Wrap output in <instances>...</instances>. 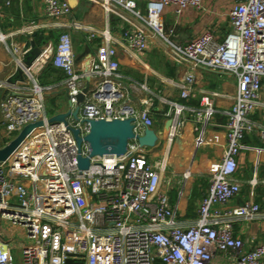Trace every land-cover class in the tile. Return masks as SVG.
I'll list each match as a JSON object with an SVG mask.
<instances>
[{
    "label": "built area",
    "instance_id": "built-area-1",
    "mask_svg": "<svg viewBox=\"0 0 264 264\" xmlns=\"http://www.w3.org/2000/svg\"><path fill=\"white\" fill-rule=\"evenodd\" d=\"M87 1L129 24L120 41L131 52H145L148 41L154 39L172 63L186 70L178 81L163 80L179 89L181 99L193 94L199 68L237 77V95L227 111L225 153L211 173L197 218L193 222L180 219L164 188L168 154L191 120L199 126L200 138L206 139L216 93L205 94L201 107L194 108L154 92L146 80L126 81L118 56L120 41L110 31L76 19L67 24L69 30L60 35L57 45L42 48L31 66L24 63L30 48L13 44L24 77L10 85L0 80V88H8L0 100L1 144L11 142L29 124H44L0 161V264H16L15 249L19 264H216L219 260L221 264H264V244L246 249L234 231L238 219H264V208L255 201L225 208L241 192L235 178L237 156L245 147L246 135L255 130L251 116L264 80V0L235 4L231 30L223 41L208 31L186 44L175 42L174 30L165 25L164 11L170 5L176 6L178 14L188 7L200 9L203 0H153L146 12L136 0ZM44 10L52 20L72 14L69 0H44ZM37 28L32 23L23 31L32 35ZM71 30L87 33L88 42L101 35L103 42L78 61ZM5 38L0 33V40ZM49 63L65 73L64 85L74 103L90 78L81 120L134 117L135 132L142 134L155 125L157 100L167 105L163 116L172 121L165 136L167 153L153 160L150 148L133 139L125 154L93 157L89 169H79L73 133L62 122L48 121L46 96L56 88L42 85L39 74ZM72 124L87 132L85 123ZM89 153L85 143L83 155ZM5 222L23 229L25 236L19 243L4 238Z\"/></svg>",
    "mask_w": 264,
    "mask_h": 264
},
{
    "label": "crops",
    "instance_id": "crops-1",
    "mask_svg": "<svg viewBox=\"0 0 264 264\" xmlns=\"http://www.w3.org/2000/svg\"><path fill=\"white\" fill-rule=\"evenodd\" d=\"M138 7L146 12L149 2L153 0H136ZM240 0H203V7H188L178 14L176 6L170 5L164 11V22L168 30L175 32L174 40L180 44L189 43L202 34L210 31L217 40L223 41L231 30L230 12ZM72 14L66 18L52 20L45 15L44 0H0V33L7 36L0 40V80L9 85L22 79L18 72V55L13 44L25 49L32 47V41L40 48L52 44L57 45L60 35L69 30L66 26L76 19L100 31H110L112 38H122L124 28L129 24L115 15L108 14L100 5L87 0H69ZM37 24L35 36H27L24 29L30 24ZM78 61L93 53L102 44V36L88 42L87 33L71 30ZM77 41V45H75ZM123 41V40H122ZM118 56L121 72L126 81L148 82L154 92L184 103L189 107L200 108L205 94L214 96L215 113L212 116L206 139L200 138L199 126L189 121L184 131L175 139L168 154L169 168L164 173L167 181L164 188L168 190L171 205L176 208L182 220L193 222L197 218L198 208L203 196L210 186V176L222 160L225 153L227 135V111L235 101L238 89L237 77L219 70H196V83L193 94L188 99H181L179 89L163 82L164 79L178 81L185 74V69L172 63L161 51L154 39L147 43L145 52H131L122 42L118 44ZM39 80L44 86L56 88L47 94V102H64L66 109H58L54 114L69 108L68 98L63 90L66 75L51 63L40 71ZM8 92V88H0V100ZM59 106V105H58ZM47 110V107H46ZM169 107L157 100L155 125L153 129L162 136L157 147L150 149L153 160L164 156L168 151L167 122L163 113ZM48 113V111H47ZM54 114H49L52 116ZM255 130L244 138L245 147L237 156L238 170L235 178L242 189L238 196L225 207L231 209L247 201H255L264 208V80L259 104L251 116ZM0 146L1 140H0ZM12 224L3 223L2 235L8 241L20 242L24 231L17 233ZM20 228V227H18ZM23 230V229H22ZM235 234L245 242L246 249L257 244H264V219L247 222L238 219L234 222ZM221 259V258H220ZM216 264H221L220 260Z\"/></svg>",
    "mask_w": 264,
    "mask_h": 264
},
{
    "label": "water",
    "instance_id": "water-1",
    "mask_svg": "<svg viewBox=\"0 0 264 264\" xmlns=\"http://www.w3.org/2000/svg\"><path fill=\"white\" fill-rule=\"evenodd\" d=\"M34 32L29 37L35 36ZM42 48L36 45V42L32 41V47L24 57V63L27 66H31L33 62L41 55ZM19 74L24 77L23 69L18 68ZM90 88V78H87L86 86L74 98L76 103L72 101V96L67 87L63 88L62 91L66 93L68 98L69 108L66 111L59 112L49 117L48 121L51 124L64 123L65 126L73 133L78 148V167L81 170L89 169L91 165V159L93 157H102L105 155H122L128 150L129 143L133 139H137L141 146L149 147L153 149L160 143V136L155 129L146 127L142 134L135 132L136 124L134 123L135 118H115L112 120L108 119H89L81 120L79 112L81 104L86 99V93ZM81 121L86 124L87 132L83 134L79 127L74 126L72 123ZM172 123L168 120L167 127ZM43 121H38L27 125L11 142L5 144L0 148V161H5L23 142V140L32 132L36 127L42 126ZM87 144L90 149L88 156L83 155V145ZM71 262L68 261V264Z\"/></svg>",
    "mask_w": 264,
    "mask_h": 264
},
{
    "label": "rangeland",
    "instance_id": "rangeland-1",
    "mask_svg": "<svg viewBox=\"0 0 264 264\" xmlns=\"http://www.w3.org/2000/svg\"><path fill=\"white\" fill-rule=\"evenodd\" d=\"M75 45H77V41H75ZM58 102H59V104L56 103V102H51V101L50 102L49 101L47 102L46 106H47V111H48L49 114H54L55 111L58 110V109H60V108L61 109H66L67 105L64 102H62V101L61 102L58 101ZM1 142H2V140H1ZM13 229H16L15 231L17 233H19V232L22 233L23 232L22 228L13 227ZM14 253H15L16 257H17L16 264H19V259H18V257H19V251L17 249H15Z\"/></svg>",
    "mask_w": 264,
    "mask_h": 264
}]
</instances>
